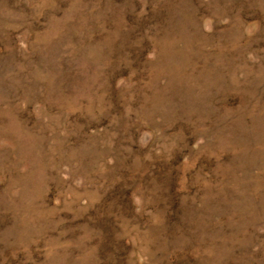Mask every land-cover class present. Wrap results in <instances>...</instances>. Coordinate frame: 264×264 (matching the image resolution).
Wrapping results in <instances>:
<instances>
[{"label":"rangeland","instance_id":"374dc122","mask_svg":"<svg viewBox=\"0 0 264 264\" xmlns=\"http://www.w3.org/2000/svg\"><path fill=\"white\" fill-rule=\"evenodd\" d=\"M0 264H264V0H0Z\"/></svg>","mask_w":264,"mask_h":264}]
</instances>
